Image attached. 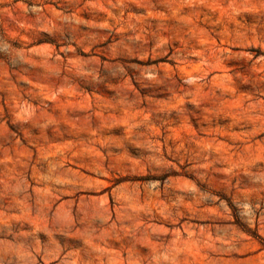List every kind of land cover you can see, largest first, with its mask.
<instances>
[{"label": "rangeland", "instance_id": "rangeland-1", "mask_svg": "<svg viewBox=\"0 0 264 264\" xmlns=\"http://www.w3.org/2000/svg\"><path fill=\"white\" fill-rule=\"evenodd\" d=\"M0 264H264V0H0Z\"/></svg>", "mask_w": 264, "mask_h": 264}]
</instances>
